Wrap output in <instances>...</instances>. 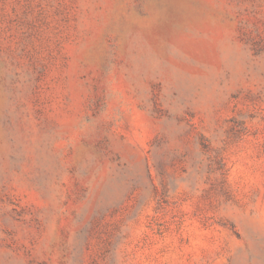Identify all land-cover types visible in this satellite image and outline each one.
<instances>
[{
    "label": "rangeland",
    "instance_id": "1",
    "mask_svg": "<svg viewBox=\"0 0 264 264\" xmlns=\"http://www.w3.org/2000/svg\"><path fill=\"white\" fill-rule=\"evenodd\" d=\"M0 264H264V0H0Z\"/></svg>",
    "mask_w": 264,
    "mask_h": 264
}]
</instances>
